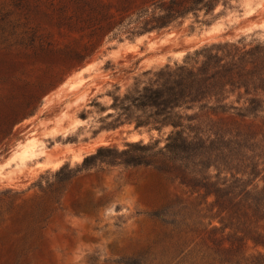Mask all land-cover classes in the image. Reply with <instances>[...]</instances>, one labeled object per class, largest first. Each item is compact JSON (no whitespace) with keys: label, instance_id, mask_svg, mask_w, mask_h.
<instances>
[{"label":"rangeland","instance_id":"obj_1","mask_svg":"<svg viewBox=\"0 0 264 264\" xmlns=\"http://www.w3.org/2000/svg\"><path fill=\"white\" fill-rule=\"evenodd\" d=\"M169 1L0 0V264H13L33 224L50 210L48 227L40 231L47 255L36 252L33 264H124L119 262L123 258L136 259L138 264H224L225 252L214 241L220 233L204 224L206 218L203 223L175 225L153 215L176 197L194 200L178 180L153 168L110 166L76 175L63 188L56 189L54 184L41 190L38 185L55 181L56 169L65 163L75 167L99 145L111 143L122 148L136 140L131 136L137 133L133 123L107 127L123 118L111 106L110 93L116 86L122 95L138 73L181 60L187 51L208 41L251 33L264 38V7L258 4L264 0L220 2L210 14L202 10L195 16L190 12L161 29L145 32L141 40L137 38L142 35L130 38L118 25L140 9ZM249 5L256 9L245 14ZM218 22L222 24L218 32L204 35ZM169 32L173 34L162 41L160 38ZM188 35L198 37L186 40ZM151 39L155 43L151 44ZM123 42H136L137 46L125 49L120 45ZM183 49V56L173 54ZM86 65L90 67L83 73L77 72ZM69 76L86 77L84 98L75 102V94H69L72 97L59 104L47 102L46 96ZM75 119L79 122L68 135H44L70 127ZM199 122H209L227 134L240 133L258 140L264 137L261 117L210 112ZM151 136L157 137V131H145L137 139ZM31 139L64 150L81 147L83 156L78 160L67 151L58 167L39 168L35 173H30L29 167L47 155L29 159L23 166H16V158L5 164ZM258 182L263 184L264 180L258 178ZM100 199L105 204L97 213L77 211V203L91 208V203ZM213 224L219 225V219ZM228 244L225 239L219 245ZM259 251L264 252L263 247L248 244L250 257ZM246 262L242 259L240 264Z\"/></svg>","mask_w":264,"mask_h":264},{"label":"trees","instance_id":"obj_2","mask_svg":"<svg viewBox=\"0 0 264 264\" xmlns=\"http://www.w3.org/2000/svg\"><path fill=\"white\" fill-rule=\"evenodd\" d=\"M228 0H170L167 5L156 3L143 8L135 16L122 19L118 25L128 37L161 29L178 17L200 11L210 14ZM115 36L117 35L114 34ZM119 86L110 94L111 106L123 117L109 122L116 128L133 123L134 129L151 136L128 141L120 148L102 144L84 156L75 167L69 163L54 171L55 181L41 182V190L63 188L74 176L102 171L110 166H144L178 180L193 195L192 202L176 197L174 201L153 212L164 222L203 223L210 226L216 245L225 255L224 264H264V252L250 257L247 246L264 249V137L254 139L240 133L227 134L214 129L209 122H199L203 114L231 112L241 117L264 118V38L254 33L236 39H217L187 51L181 60L148 68L134 76L121 95ZM60 197H57L59 200ZM105 204L101 199L77 203V211L98 212ZM53 210L42 213L32 232L18 251L13 264H33L36 252L46 256L41 230L48 227ZM218 218L220 224H213ZM228 245H219L222 240ZM32 241V242H31ZM40 243V244H39ZM124 264H138L136 259H120Z\"/></svg>","mask_w":264,"mask_h":264},{"label":"bare ground","instance_id":"obj_3","mask_svg":"<svg viewBox=\"0 0 264 264\" xmlns=\"http://www.w3.org/2000/svg\"><path fill=\"white\" fill-rule=\"evenodd\" d=\"M258 4L261 7H264V2H259ZM255 9H256L255 6L249 5L248 8L245 11V14H250ZM220 24H221L220 22L215 23L210 29H208L207 31H205L204 35L205 34H212L214 31L218 30ZM216 32H218V31H216ZM172 34L173 33H170L169 32V33L165 34L163 37H161L160 39L162 41H166V40L169 39V37ZM143 36L144 35L138 37L137 40H141V38ZM197 37H198V35H190V36L188 35V37L186 38V40H193V41H195ZM155 41L156 40H154V39L152 40L151 39L150 40V43L151 44L152 43H155ZM120 45H122L123 47H126L125 49H134L137 46V43L136 42H123ZM115 50L116 51H119L120 48L115 49ZM184 52H185V50L183 49V50L174 51L173 54L175 56L181 57V56H183ZM92 65H94V64L92 63ZM89 67H90L89 65H86V66L80 68L77 72L78 73H81V72L83 73V71L86 70V69H88ZM85 79H86L85 76L84 77L82 76V77H80L78 79H73L72 77L69 76L51 94H49L48 96H46L47 102L54 103V104H57V103L59 104L65 97L67 98V96H69V94H72V95L75 94L74 95L75 97L69 96V97L74 98V101L75 102H77L78 98H84L86 92H85V89H83L82 87H83V85H85L84 84V81L87 80V79L86 80ZM79 100H81V99H79ZM31 122H34V120H32ZM77 122H79V121H77V119H75V120L72 121L71 126L69 125L70 127H66L64 129H58L57 128V129H54L52 131L46 132L44 135L45 136H49V137L51 136V138L52 137L55 138L57 135H62L64 137V136H66V135L69 134V131H71V129H74L75 128ZM40 123H42V122H40ZM33 125H34V123H33ZM28 127H30V125ZM131 136H132L133 139L139 138V134L138 133H132ZM90 145H91V148H93L95 146L94 144H90ZM60 147L58 145H56V144H54L53 147H46L44 140H41V142L37 143V141L35 139H31L28 143H25L23 145L22 149L20 151H18L15 154V156H13L11 159L7 160V162L5 164L8 165L12 160H14L16 158V159H18V162H17L16 166H23V165H25L26 161L29 160V159H33V158H35V157H37L39 155H43V154L47 155V159H45V160H38L35 163L34 166H30L29 167L30 173H35V172L38 171L39 168H45L47 166L58 167L61 164V162H62V158L63 157L61 158V155L66 154L67 151H72L73 152V154H72L73 157L77 158L78 160L81 159V157L83 156V154H82V148L81 147H79L76 150L74 148H71V147H68L67 150H64V149H60ZM84 149L85 150H89L90 147L89 146H84Z\"/></svg>","mask_w":264,"mask_h":264},{"label":"water","instance_id":"obj_4","mask_svg":"<svg viewBox=\"0 0 264 264\" xmlns=\"http://www.w3.org/2000/svg\"><path fill=\"white\" fill-rule=\"evenodd\" d=\"M135 131L138 133V134H143L145 132V130H141V129H135Z\"/></svg>","mask_w":264,"mask_h":264}]
</instances>
